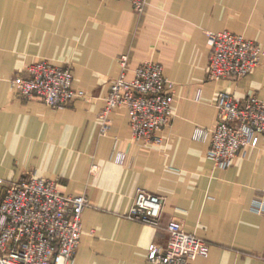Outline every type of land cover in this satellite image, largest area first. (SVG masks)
<instances>
[{"label":"crops","instance_id":"1","mask_svg":"<svg viewBox=\"0 0 264 264\" xmlns=\"http://www.w3.org/2000/svg\"><path fill=\"white\" fill-rule=\"evenodd\" d=\"M228 30L264 46V0H0V177L34 173L64 194L84 193L82 233L73 264H147L150 243L164 246L170 219L209 243L195 264H264V213L252 208L264 192V137L226 169L206 158L195 126L217 118L219 92L264 100V58L242 77L206 78L208 31ZM130 67L156 61L175 84L171 124L160 143L131 140L123 106L98 115L118 59ZM47 59L67 65L72 88L65 107L25 98L10 80ZM138 187L163 196L157 225L122 217Z\"/></svg>","mask_w":264,"mask_h":264},{"label":"built area","instance_id":"2","mask_svg":"<svg viewBox=\"0 0 264 264\" xmlns=\"http://www.w3.org/2000/svg\"><path fill=\"white\" fill-rule=\"evenodd\" d=\"M142 12L147 0H129ZM206 78L218 80L242 77L252 72L264 58V46L242 34L228 30L208 31ZM119 71L112 79L99 112V134L109 128L108 113L123 106L129 116L131 140L142 145L160 143L157 129L171 124V98L175 84L156 61L130 67L128 56L119 59ZM72 72L67 65L47 59L24 67L10 80L11 87L25 98L38 97L52 107H65L84 91L72 88ZM217 118L209 126H195L192 138L208 143L206 158L214 167L228 168L240 150L256 146L264 137V100L254 93L243 97L219 92L215 101ZM164 203L161 195L138 187L122 217L157 225ZM89 201L84 193L64 194L53 179L34 173L16 179L0 177V264H73L79 244L81 214ZM252 208L264 213V192ZM164 246L150 243L147 264H195L207 256L209 243L184 228L181 221L166 224Z\"/></svg>","mask_w":264,"mask_h":264}]
</instances>
